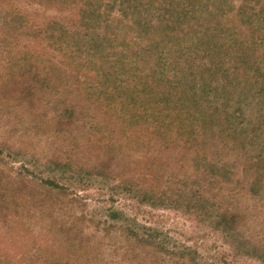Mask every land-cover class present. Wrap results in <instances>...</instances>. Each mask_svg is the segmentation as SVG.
I'll return each mask as SVG.
<instances>
[{
    "label": "rangeland",
    "instance_id": "374dc122",
    "mask_svg": "<svg viewBox=\"0 0 264 264\" xmlns=\"http://www.w3.org/2000/svg\"><path fill=\"white\" fill-rule=\"evenodd\" d=\"M36 2L0 0V205L13 217L7 226L0 224V264H137L139 255L153 262L151 256H157L138 240L126 239L127 226L158 234L171 253L183 254L194 264H264L257 257L261 252L264 257V180L256 183L250 167L264 135L249 142L246 155L239 149L225 160L217 158L229 176L214 179L218 169L208 167L207 158L200 156L204 144L198 145V136L156 139L149 120L123 124L119 112L99 104V90L82 73L75 79L58 68L43 83L42 61L51 59L41 55L51 50L46 52L45 44L31 41L8 19L59 17L51 2L46 7ZM227 2L235 10L242 3ZM245 11L243 30L236 11L223 19L233 28L236 49L242 40L248 44L241 45L243 56L254 50L248 39L257 33L255 28L264 31V4L260 9L250 1ZM258 12L260 22L254 17ZM26 53L34 58L32 68L17 67ZM252 55L245 56L247 66L256 57L264 66V41ZM258 77L254 74L242 83L231 101L230 111L243 117L249 132L256 128L264 98L256 96L263 90ZM262 79L264 75L258 81ZM27 80L33 101L27 92L21 99L10 90V83ZM216 142L218 138H211L206 146L223 147ZM144 156L158 161L143 165ZM200 191L210 204L198 203ZM224 211L241 216V226L231 236L217 226ZM112 212L123 219L121 224L109 218ZM10 228L14 232L9 235ZM9 238L23 240L22 247L9 252ZM28 246L29 255L22 254ZM166 263L180 264L173 259Z\"/></svg>",
    "mask_w": 264,
    "mask_h": 264
},
{
    "label": "trees",
    "instance_id": "16d2710c",
    "mask_svg": "<svg viewBox=\"0 0 264 264\" xmlns=\"http://www.w3.org/2000/svg\"><path fill=\"white\" fill-rule=\"evenodd\" d=\"M36 1L45 7L46 3L51 2V6L60 13L59 17L35 20L34 16H24L21 22H17L12 15L8 19L18 23L15 26L17 31L31 37V41L41 46L45 44L46 52L51 50V54L44 52L41 55L51 59L50 63L42 61L43 83L51 80V74L58 68L68 76L74 75L75 79V74L82 73L84 78H91L89 83L99 90L100 96L95 98L99 99V104L119 112V120L123 124L137 122L140 118L149 120L154 126L152 131L156 139L171 134L176 140H192L198 136V145L204 144L200 156L203 160L207 158L208 167L218 169V172L215 171L217 173L212 174L214 179L220 177L224 180L229 176V170H222L226 166L218 159L223 157L225 160L230 153H237L239 149L242 155H246L249 142L262 139L264 98L255 120L256 128L251 132L243 127V117L230 111V108L232 99L240 91V85L250 81L254 74L259 76L256 82H260L263 88L256 91V96H264V79L258 81L264 75V66L257 57L247 66L248 57H245L253 56L257 48L260 49L264 31L262 27L255 28L257 33L248 39L254 50H249L243 56L241 45L245 47L248 44L242 40L236 49L237 44L232 39L233 28L223 20L228 13L236 11L239 28L243 30V25H246L245 8L253 0H241L236 10L226 0ZM255 4L262 9L264 2L255 0ZM14 15L21 17L18 13ZM254 17L260 22L259 12ZM252 27L248 29L253 30ZM240 33L244 35L242 31ZM40 52H43L42 49ZM220 56H225L226 60L221 61ZM30 58L31 55L26 53L25 57L17 60L16 66L32 68L29 62L34 58ZM34 73L38 75L36 70ZM9 85L10 90L21 99L27 92L28 101H33L28 80ZM238 126L240 130L237 132ZM173 129L176 131L173 132ZM211 138H218L223 147L206 146ZM233 141L240 148L232 146ZM257 145L259 155L256 161L250 158V167L256 172V183L264 180V173L259 172L264 170V140ZM140 161L143 165H149L148 162L153 164L158 160L144 156ZM208 201L200 191L198 203L210 204ZM202 207L205 209L204 205ZM2 218L0 224L6 226L7 221L13 219L0 205ZM109 218L118 224L123 222L116 212L110 213ZM217 226L231 236L241 226V216L224 211L218 216ZM111 227L115 228L117 224ZM7 231L9 235L14 232L11 228ZM124 233L128 241L131 239L136 243L138 240L144 249L157 256H151L153 262H150L139 255L137 264H148L145 260L149 264H167V259L180 264H194L185 261L183 254L178 256L171 253L165 240L148 229L140 231L127 226ZM9 241V252V249L23 245L21 239L12 241L9 238ZM29 248L21 253L29 255ZM257 257L264 261L262 252ZM43 261L48 260L44 258Z\"/></svg>",
    "mask_w": 264,
    "mask_h": 264
}]
</instances>
